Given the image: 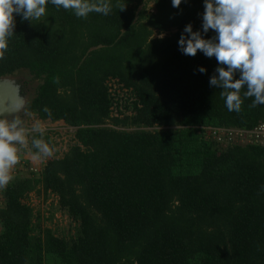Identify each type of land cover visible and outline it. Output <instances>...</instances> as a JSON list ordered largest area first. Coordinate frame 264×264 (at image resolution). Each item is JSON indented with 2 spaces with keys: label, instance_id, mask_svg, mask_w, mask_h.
Wrapping results in <instances>:
<instances>
[{
  "label": "trees",
  "instance_id": "trees-1",
  "mask_svg": "<svg viewBox=\"0 0 264 264\" xmlns=\"http://www.w3.org/2000/svg\"><path fill=\"white\" fill-rule=\"evenodd\" d=\"M109 3L107 16L48 4L32 23L15 17L0 77L39 80L28 113L76 129V144L40 177L0 188V264H264V146L205 135L254 130L264 105L229 112L209 86L215 58L178 50L185 25L200 29L203 0H154L151 13L142 0ZM111 83L132 98L116 116ZM41 192L73 237L41 226L28 202Z\"/></svg>",
  "mask_w": 264,
  "mask_h": 264
},
{
  "label": "clouds",
  "instance_id": "clouds-1",
  "mask_svg": "<svg viewBox=\"0 0 264 264\" xmlns=\"http://www.w3.org/2000/svg\"><path fill=\"white\" fill-rule=\"evenodd\" d=\"M185 2L171 0V6L179 8ZM48 4L71 10L77 18H86L90 13L107 16L112 11L109 0H0V59L14 35L15 17L32 23L46 14ZM210 31L214 35L205 38ZM164 38L161 33L160 39ZM177 45L185 56L194 57L199 52L215 58L217 67L209 78V86L222 89L220 96L229 112L240 113L243 100L248 98H252L249 107L264 105V0H203L200 29L194 31L191 23L185 25ZM197 71L204 74L206 69L199 67ZM237 74L239 78L234 79ZM20 107L17 105V111ZM43 110L51 117L46 107ZM31 131L41 136L31 141L35 149L32 158L51 157L55 149L42 138L41 123H34ZM25 144L22 122L14 117H0V188L12 180L10 171L20 159L18 146Z\"/></svg>",
  "mask_w": 264,
  "mask_h": 264
},
{
  "label": "rangeland",
  "instance_id": "rangeland-1",
  "mask_svg": "<svg viewBox=\"0 0 264 264\" xmlns=\"http://www.w3.org/2000/svg\"><path fill=\"white\" fill-rule=\"evenodd\" d=\"M153 2L154 0H142L141 8L145 6L150 13L154 12ZM155 37L160 36L155 35ZM16 76L22 84V88L26 90L24 94L33 98L41 82L33 78L27 70L16 73ZM110 87L112 93L115 95V103H118V105L114 106L115 108L113 111V116H116L120 111L124 110V103H131L132 98L127 92L119 89L117 83H111ZM126 114H130V112H126ZM19 120L23 122L22 126L26 130V144L18 146V155L20 159L17 165L10 171V175L12 176L11 181L17 177L24 178L30 172L37 173L40 177L41 170L48 161L62 158L71 146L76 144V129L66 126L63 122L52 123L50 121H41L37 116L30 113L21 115ZM37 121H39L44 128L42 138L55 149L51 157L40 160H34L32 158L34 149L31 147L33 137L40 135L39 133L31 131L33 124ZM28 202L33 207L35 216L40 217L41 226L44 229H51L57 236L65 238H71L75 235L76 225L65 212L60 210L56 197L52 195L46 196L43 192L39 195L37 193H32Z\"/></svg>",
  "mask_w": 264,
  "mask_h": 264
},
{
  "label": "water",
  "instance_id": "water-1",
  "mask_svg": "<svg viewBox=\"0 0 264 264\" xmlns=\"http://www.w3.org/2000/svg\"><path fill=\"white\" fill-rule=\"evenodd\" d=\"M25 92L16 74L0 77V117L19 119L28 113L34 97L22 96ZM17 105L21 106L19 111Z\"/></svg>",
  "mask_w": 264,
  "mask_h": 264
},
{
  "label": "built area",
  "instance_id": "built-area-1",
  "mask_svg": "<svg viewBox=\"0 0 264 264\" xmlns=\"http://www.w3.org/2000/svg\"><path fill=\"white\" fill-rule=\"evenodd\" d=\"M207 137L211 136L220 143L221 147L228 145L231 141H240L241 143H255L264 146V124L259 125L254 130L245 131H227L220 129H206Z\"/></svg>",
  "mask_w": 264,
  "mask_h": 264
},
{
  "label": "flooded vegetation",
  "instance_id": "flooded-vegetation-1",
  "mask_svg": "<svg viewBox=\"0 0 264 264\" xmlns=\"http://www.w3.org/2000/svg\"><path fill=\"white\" fill-rule=\"evenodd\" d=\"M22 96H24V97H25V96H27V95H26V94H22ZM21 122H22V121H21ZM22 123H23V122H22Z\"/></svg>",
  "mask_w": 264,
  "mask_h": 264
}]
</instances>
